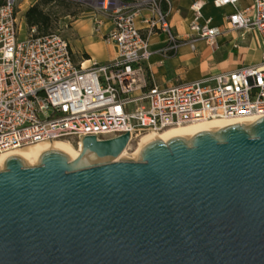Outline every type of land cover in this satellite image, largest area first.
<instances>
[{"label":"water","instance_id":"obj_1","mask_svg":"<svg viewBox=\"0 0 264 264\" xmlns=\"http://www.w3.org/2000/svg\"><path fill=\"white\" fill-rule=\"evenodd\" d=\"M128 143L6 155L0 264H264V114Z\"/></svg>","mask_w":264,"mask_h":264},{"label":"built area","instance_id":"obj_2","mask_svg":"<svg viewBox=\"0 0 264 264\" xmlns=\"http://www.w3.org/2000/svg\"><path fill=\"white\" fill-rule=\"evenodd\" d=\"M103 1V0H102ZM101 1V2H102ZM111 1L119 2L111 6ZM239 0H213L215 6ZM150 11L137 16L143 5ZM193 0L189 29L195 38L215 44L225 28L255 29L261 36L260 60L223 68L200 79L160 85L149 79L154 54L164 60L178 45L166 13L157 0H108L105 17L112 26L105 37L115 44L107 61L75 60L69 40L58 30L20 36L16 0L0 3V154L44 140L65 138L80 148L85 134L108 138L127 132L129 142L147 131L194 125L209 120L227 123L264 114V0L225 13L226 27L202 12ZM165 32L168 42L152 48L150 36ZM133 104V106H131Z\"/></svg>","mask_w":264,"mask_h":264},{"label":"crops","instance_id":"obj_3","mask_svg":"<svg viewBox=\"0 0 264 264\" xmlns=\"http://www.w3.org/2000/svg\"><path fill=\"white\" fill-rule=\"evenodd\" d=\"M35 0H21L17 5L20 14L21 26L27 28L25 22V11ZM193 0H157L159 7L166 13L169 24L174 31L178 45L161 62L162 56L154 54L151 57L149 79L160 85H170L178 82L194 81L205 75L213 73L223 68H234L242 64H252L260 60L262 53L261 36L255 29H228L216 37V43H208L204 38H195L189 29L191 10L189 5ZM203 1L202 12L205 16H211L212 22L226 27L225 13L233 11L236 7H249L254 0H239L236 5L225 4L215 6L213 0ZM164 6V8H163ZM150 11V5H143L139 9L137 16L138 24L143 26L142 17ZM76 37L73 38L74 51L86 52L87 58L100 61H107L115 56V44L111 39L105 37L106 32L112 26V20L105 17L100 31H95L96 23L82 24L78 21L74 23ZM168 42L165 32L158 31L150 36L152 48L160 47ZM222 48V51L229 52L220 60L216 59L215 53Z\"/></svg>","mask_w":264,"mask_h":264},{"label":"rangeland","instance_id":"obj_4","mask_svg":"<svg viewBox=\"0 0 264 264\" xmlns=\"http://www.w3.org/2000/svg\"><path fill=\"white\" fill-rule=\"evenodd\" d=\"M4 0H0V3H2ZM21 0H16V4L18 5L20 3ZM99 2H101L102 0H98ZM106 5L108 4V0H105ZM119 2H115V1H111V6H115L118 5ZM17 9L18 6H17ZM64 12H67L66 14H62ZM59 19L57 21V26L55 28V30H58L63 36H65L71 45V48H75L74 44H72L73 42V38L76 37V29L74 26L75 21H78L82 24H86V23H90V22H95L96 19H101L104 18V12H103V6L101 5H96L94 0H72V3L69 7L66 8H60L59 12ZM18 16H20V14H18ZM109 18H111L112 16H108ZM21 23V21H20ZM22 28L20 30V36H24V34L27 31V28L25 29L24 27V21L22 22ZM229 56V52L226 51H222V48L219 49L216 53V59L220 60L221 58L225 57V56ZM83 53L82 52H77L74 51V59L75 60H79L84 58ZM131 106H133V104H131ZM143 134V133H142ZM141 136V134H140ZM140 136H137L135 138H133L129 144L127 145V149L125 150L124 153H121L119 156L115 157L114 159H136L137 158V154L139 151V148L145 143L141 144L140 141ZM65 139V138H64ZM53 140V139H50ZM50 140H44V141H40V142H45V141H50ZM40 142H36V143H31V144H27L25 146H29V145H34V144H38ZM72 142V141H71ZM76 148L79 150L78 144L72 142ZM11 151H8L6 153H9ZM5 154V153H2ZM26 160V159H25ZM27 161V160H26ZM28 164L33 165L37 163V159L35 161H31L28 162ZM1 167V165H0Z\"/></svg>","mask_w":264,"mask_h":264},{"label":"bare ground","instance_id":"obj_5","mask_svg":"<svg viewBox=\"0 0 264 264\" xmlns=\"http://www.w3.org/2000/svg\"><path fill=\"white\" fill-rule=\"evenodd\" d=\"M94 2L96 5H101V6L105 4V0H103L102 2H99L98 0H94ZM225 124H227L226 121L214 119V120H209L201 124L167 127L158 132L147 131L141 134V136L140 135L139 136H140V141L142 144L157 136L162 137L165 140L171 137H175V136L188 137L193 132L197 131L198 129L205 128V127H220ZM52 147L64 150L71 157H75L79 152V150L70 140L64 139V138H57V139H53L50 141L40 142L34 145L16 147L13 150H11V152L9 153L0 154V165H2V162L5 156L10 153H18L22 157H24L28 162H31V161H35L38 158V155L40 154V152H42L44 149L52 148ZM127 147L128 146H126L125 150L127 149Z\"/></svg>","mask_w":264,"mask_h":264},{"label":"trees","instance_id":"obj_6","mask_svg":"<svg viewBox=\"0 0 264 264\" xmlns=\"http://www.w3.org/2000/svg\"><path fill=\"white\" fill-rule=\"evenodd\" d=\"M71 3L72 0H35L26 9L24 14L27 30L29 31L32 27H35V33L37 34H45L55 30L60 15L58 14L60 8L69 7ZM82 53L85 55L83 57L87 58V53Z\"/></svg>","mask_w":264,"mask_h":264}]
</instances>
